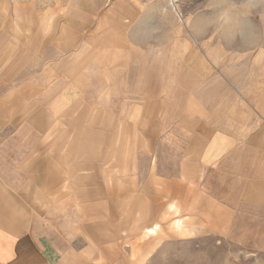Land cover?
<instances>
[{
  "label": "rangeland",
  "instance_id": "374dc122",
  "mask_svg": "<svg viewBox=\"0 0 264 264\" xmlns=\"http://www.w3.org/2000/svg\"><path fill=\"white\" fill-rule=\"evenodd\" d=\"M0 61L4 84L33 78L17 112L35 125L0 134L33 143V213L61 211L66 261L264 264V211L224 214L230 173L194 153L243 132L230 108L264 90V0H0ZM48 85L60 117L39 110Z\"/></svg>",
  "mask_w": 264,
  "mask_h": 264
},
{
  "label": "crops",
  "instance_id": "0c3cea01",
  "mask_svg": "<svg viewBox=\"0 0 264 264\" xmlns=\"http://www.w3.org/2000/svg\"><path fill=\"white\" fill-rule=\"evenodd\" d=\"M7 76L11 75L5 73L2 63H0V133L5 126H13V124H21L25 128V132H28L30 126L35 125L34 113L29 116L26 113L24 117H20L17 110L33 109L34 100L31 97L27 98L25 104L21 105L18 98L24 96L28 90L31 95L33 94V88L29 87V85H34L33 78L26 75L19 84L6 85L3 77ZM19 87L21 88L18 91ZM44 92L46 94L49 92V85L41 90V97L45 100L40 103L42 108L39 110L48 108L52 112L50 92L49 95H44ZM13 93H16L15 96ZM251 93L253 96L249 111H246L247 108L242 106L241 102H235L234 107L230 108L234 109V118H241V116L244 118L241 122L234 121V124H241L238 126L241 131L245 126L244 131H236L234 134L232 132H230L231 134L224 133L217 140V148L208 145V147H202L200 151L194 152L195 155L203 158L216 153L218 160L213 165L218 169H223L225 173H230L226 178L233 181V190L223 196L224 200L221 206L224 214L226 212H229V215L238 213L237 207L246 203L254 204L264 211V90L257 88ZM58 99L60 103L56 108L57 111L52 112L54 117H60L67 106V97L61 96ZM206 127L205 125L203 129L196 128L195 136L210 144L212 137L207 134ZM22 135L28 136L27 133ZM42 137L43 135H39L37 139L31 140L33 142L42 141ZM27 140L28 138L25 141ZM25 141L22 143L25 145V149L15 148L13 131L5 136L0 134V264H82L88 259L86 257L89 253V246L84 249H81V246L75 247L78 249H74L69 261L59 255L60 251L67 250L63 246L68 241L65 233L57 228V224L53 223L55 214L61 211L57 212L55 209V214L49 215L50 219L40 213L39 215L33 213L35 211L32 200L34 194L28 192V187L31 182H34L32 157H34L35 149L33 143L29 146ZM61 183H57L59 188ZM230 204H234V209L228 206ZM62 205H66V202L59 203L58 206L61 210L63 209ZM175 209H177L176 206ZM75 210L79 212L76 208ZM69 215L73 217L71 214ZM81 216L77 213L78 219L81 220ZM94 218L96 216H93L92 220ZM69 245V247H73L71 244Z\"/></svg>",
  "mask_w": 264,
  "mask_h": 264
},
{
  "label": "clouds",
  "instance_id": "9594fccd",
  "mask_svg": "<svg viewBox=\"0 0 264 264\" xmlns=\"http://www.w3.org/2000/svg\"><path fill=\"white\" fill-rule=\"evenodd\" d=\"M226 19H227V13H225V14L222 15V16H220V18H219V20H220L221 22L226 21ZM229 23L231 24V31H232L233 35H235V33H236V31H237V24L234 23V22H229Z\"/></svg>",
  "mask_w": 264,
  "mask_h": 264
}]
</instances>
